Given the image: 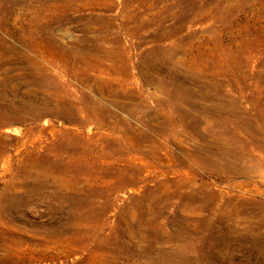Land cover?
Segmentation results:
<instances>
[{"label":"rangeland","instance_id":"obj_1","mask_svg":"<svg viewBox=\"0 0 264 264\" xmlns=\"http://www.w3.org/2000/svg\"><path fill=\"white\" fill-rule=\"evenodd\" d=\"M0 264H264V0H0Z\"/></svg>","mask_w":264,"mask_h":264}]
</instances>
